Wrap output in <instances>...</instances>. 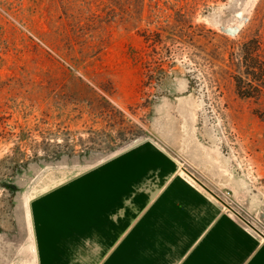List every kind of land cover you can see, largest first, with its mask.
Segmentation results:
<instances>
[{
	"label": "rangeland",
	"instance_id": "rangeland-1",
	"mask_svg": "<svg viewBox=\"0 0 264 264\" xmlns=\"http://www.w3.org/2000/svg\"><path fill=\"white\" fill-rule=\"evenodd\" d=\"M250 40L264 62V0H0V264L31 261L36 194L134 145L264 232V89L236 88ZM189 229L146 261H220L221 238Z\"/></svg>",
	"mask_w": 264,
	"mask_h": 264
},
{
	"label": "crops",
	"instance_id": "crops-1",
	"mask_svg": "<svg viewBox=\"0 0 264 264\" xmlns=\"http://www.w3.org/2000/svg\"><path fill=\"white\" fill-rule=\"evenodd\" d=\"M132 147L32 198L35 244L31 261L23 264H137L136 243H179L189 228V242L207 233L221 238L226 252L209 264H264L258 235L180 174L179 160L152 155L147 145ZM138 210L144 212L139 235ZM146 244L143 263L155 264L156 254L146 261Z\"/></svg>",
	"mask_w": 264,
	"mask_h": 264
},
{
	"label": "trees",
	"instance_id": "trees-1",
	"mask_svg": "<svg viewBox=\"0 0 264 264\" xmlns=\"http://www.w3.org/2000/svg\"><path fill=\"white\" fill-rule=\"evenodd\" d=\"M260 43L256 40H250L241 46V55L238 60V67L243 71V75L238 77L236 81V88L238 94L241 97L253 98L254 96L251 93L244 92L248 87L254 88L256 91L264 89V80L263 77H255L257 70H260L261 74L264 72V62L261 60V57L253 58V52H256L259 49ZM246 46V47H245ZM255 54V53H254ZM253 63V64H251ZM245 67V68H242ZM244 77H247L245 81Z\"/></svg>",
	"mask_w": 264,
	"mask_h": 264
},
{
	"label": "water",
	"instance_id": "water-1",
	"mask_svg": "<svg viewBox=\"0 0 264 264\" xmlns=\"http://www.w3.org/2000/svg\"><path fill=\"white\" fill-rule=\"evenodd\" d=\"M196 181L203 186L207 191H209L213 196H215L219 201H221L225 206H227L230 210H232L243 222H245L248 226H250L253 230H255L258 234H260L264 238V232L258 229L254 224H252L249 220H247L242 214L237 212L233 207L227 204L223 199H221L213 190L207 187L203 182H201L197 177Z\"/></svg>",
	"mask_w": 264,
	"mask_h": 264
},
{
	"label": "bare ground",
	"instance_id": "bare-ground-1",
	"mask_svg": "<svg viewBox=\"0 0 264 264\" xmlns=\"http://www.w3.org/2000/svg\"><path fill=\"white\" fill-rule=\"evenodd\" d=\"M181 171H182L183 176H184L187 180H189L192 184L195 185V183H196L195 178H194L193 176L187 174L186 171H184L183 169H181Z\"/></svg>",
	"mask_w": 264,
	"mask_h": 264
}]
</instances>
